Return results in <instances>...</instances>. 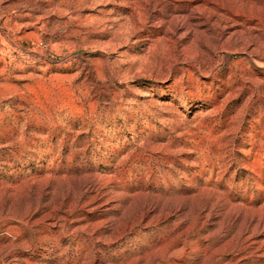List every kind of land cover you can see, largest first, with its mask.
<instances>
[{
  "label": "rangeland",
  "instance_id": "obj_1",
  "mask_svg": "<svg viewBox=\"0 0 264 264\" xmlns=\"http://www.w3.org/2000/svg\"><path fill=\"white\" fill-rule=\"evenodd\" d=\"M0 264H264V0H0Z\"/></svg>",
  "mask_w": 264,
  "mask_h": 264
},
{
  "label": "bare ground",
  "instance_id": "obj_2",
  "mask_svg": "<svg viewBox=\"0 0 264 264\" xmlns=\"http://www.w3.org/2000/svg\"><path fill=\"white\" fill-rule=\"evenodd\" d=\"M195 9H196V8H195ZM178 18H179V17H178ZM180 25H181V24H180ZM177 27H178V26H177ZM203 54H205V53L197 52V53L195 54V58H194V59H195V60H200V58L203 59V58H202ZM204 56H205V55H204ZM203 62H204V61H203ZM203 62H202V63H203ZM197 63H198V62H197Z\"/></svg>",
  "mask_w": 264,
  "mask_h": 264
}]
</instances>
